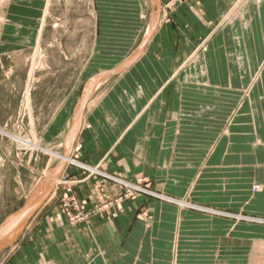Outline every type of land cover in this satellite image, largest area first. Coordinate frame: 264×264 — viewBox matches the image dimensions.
<instances>
[{
	"label": "crops",
	"instance_id": "1",
	"mask_svg": "<svg viewBox=\"0 0 264 264\" xmlns=\"http://www.w3.org/2000/svg\"><path fill=\"white\" fill-rule=\"evenodd\" d=\"M168 1H92L94 44L40 134L54 186L0 264H264V0ZM3 2L0 56L40 48L44 0ZM121 181L149 192L114 204ZM70 201L111 205L71 223Z\"/></svg>",
	"mask_w": 264,
	"mask_h": 264
},
{
	"label": "rangeland",
	"instance_id": "2",
	"mask_svg": "<svg viewBox=\"0 0 264 264\" xmlns=\"http://www.w3.org/2000/svg\"><path fill=\"white\" fill-rule=\"evenodd\" d=\"M92 1L101 0H49L45 37L41 41L40 48L36 44V39L35 45L28 44L13 48L9 54L0 56V103H5L7 107L10 106V112H14L17 108L13 113L12 131L0 135L3 137L1 140L3 143L12 144L14 161L11 167L15 171L13 175H10L12 169L10 164L0 167V225L17 213L35 191L38 183L42 181L40 175L43 173L44 166L55 159L51 153L58 154L54 149L41 146L40 134L58 105V100L63 99L76 79L78 80L88 58L87 52L94 44L95 25L94 18H91ZM179 1L169 0L167 5L171 6ZM4 12V3L0 1V16ZM30 71L33 74L30 75ZM7 78L10 79L11 86L5 85L4 80ZM27 79L30 80L28 81L29 111L26 109L24 96V84ZM21 101L23 107L18 115ZM31 139H35L41 149H32L22 145V142ZM81 167V169L85 168ZM43 176L45 177L46 174ZM124 183L127 185L121 184L122 192L112 203L122 202L137 194L149 192L147 187ZM133 186L138 189L131 188ZM258 189L257 185L252 187L254 192ZM175 202L178 205L193 206L184 200ZM109 205L111 203L85 211L70 201L68 206H61V213L69 222L80 223L82 220L78 218L83 213H90L87 218L103 215L109 209ZM201 210L218 215L217 212L209 209ZM233 215L223 214V217ZM237 219L239 218H234V220ZM17 225L18 221H15L13 226H10ZM20 236L0 251V261L8 249L20 239Z\"/></svg>",
	"mask_w": 264,
	"mask_h": 264
},
{
	"label": "water",
	"instance_id": "3",
	"mask_svg": "<svg viewBox=\"0 0 264 264\" xmlns=\"http://www.w3.org/2000/svg\"><path fill=\"white\" fill-rule=\"evenodd\" d=\"M54 183L48 179H44L32 193V195L24 202L22 207L13 216L7 218L0 225V251L9 246L14 239H17L23 232L24 226L27 224L28 220L35 212V210L42 203L44 196H39L41 190L46 189V193L51 191ZM15 221H18V225L13 226ZM11 227V228H10ZM11 230V232H9ZM8 232V233H7ZM7 233V234H6Z\"/></svg>",
	"mask_w": 264,
	"mask_h": 264
},
{
	"label": "bare ground",
	"instance_id": "4",
	"mask_svg": "<svg viewBox=\"0 0 264 264\" xmlns=\"http://www.w3.org/2000/svg\"><path fill=\"white\" fill-rule=\"evenodd\" d=\"M1 2L3 1H9V0H0ZM13 1V0H12ZM4 3V2H3ZM48 3H49V0H44V7L42 9V12H41V15L40 17L38 18V24H39V31L41 30L42 26H43V23H44V16L47 14V7H48ZM1 17H0V21H1ZM37 44V43H36ZM37 49V47H36ZM37 56V55H36ZM35 56V57H36ZM32 69V68H31ZM32 71V70H31ZM30 71V75L33 74L32 72ZM30 81V80H29ZM29 85L27 86L26 90H25V93H24V96H25V106H26V109L27 111H29ZM22 145L25 146V147H28V148H32V149H41L40 146L36 143V140L35 139H31L30 141L27 140V142H22ZM43 150V149H42ZM44 151V150H43ZM54 157H56L57 155L54 154V153H51Z\"/></svg>",
	"mask_w": 264,
	"mask_h": 264
},
{
	"label": "built area",
	"instance_id": "5",
	"mask_svg": "<svg viewBox=\"0 0 264 264\" xmlns=\"http://www.w3.org/2000/svg\"><path fill=\"white\" fill-rule=\"evenodd\" d=\"M175 1H178V0H175ZM93 172L97 173V171H94V170H93ZM121 184H123V185H127V183H124V182H122V181H121ZM131 188L138 189L137 187H134V186L131 187ZM89 214H90V213H88V214H84V213H83V214L80 216L81 218L79 217L78 219H81V220L83 221V220H85V219L89 216Z\"/></svg>",
	"mask_w": 264,
	"mask_h": 264
}]
</instances>
